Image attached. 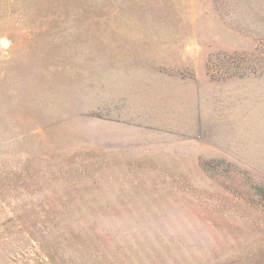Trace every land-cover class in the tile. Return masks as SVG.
<instances>
[{
    "label": "rangeland",
    "instance_id": "374dc122",
    "mask_svg": "<svg viewBox=\"0 0 264 264\" xmlns=\"http://www.w3.org/2000/svg\"><path fill=\"white\" fill-rule=\"evenodd\" d=\"M0 264H264V0H0Z\"/></svg>",
    "mask_w": 264,
    "mask_h": 264
}]
</instances>
